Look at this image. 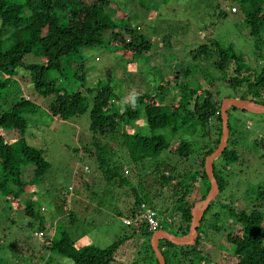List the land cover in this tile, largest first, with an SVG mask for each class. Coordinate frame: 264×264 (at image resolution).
<instances>
[{"label":"rangeland","instance_id":"374dc122","mask_svg":"<svg viewBox=\"0 0 264 264\" xmlns=\"http://www.w3.org/2000/svg\"><path fill=\"white\" fill-rule=\"evenodd\" d=\"M93 1L80 0L86 4ZM110 1L124 20L119 21L120 16L112 7H108L106 13L118 25L129 24L138 30L144 40L152 41L154 57L150 59L144 54L133 56L121 47H115L113 37L109 44L107 35H104L100 47L81 49L80 54L61 60L60 72L48 73L47 79L55 81L56 86L74 92L81 88L107 85L120 102L130 94L144 91L154 94L162 81L179 75L180 81H186L199 91L208 90L223 101L237 96V93L228 88L223 80L231 76L232 71H220L215 67L214 43L223 49L233 46L248 69L250 78L264 69V34L258 38L250 36L242 12L231 0ZM221 11L225 14L223 18L219 16ZM124 37L131 40L129 35ZM203 46L210 49V55L202 53ZM24 63L41 61L29 55L24 58ZM80 66L82 69H79ZM164 92L168 95L166 88ZM92 96H87L90 106ZM21 99L36 106L32 112L23 114L27 122L25 131L21 134L16 130H0V134L10 142L24 139L28 145L42 150L49 163L43 180L29 183L26 192L19 198L22 204L28 199L34 203V210L40 213L43 220L44 230L41 232L38 221L27 217L16 203L11 204L0 194V264H33V260L37 261L34 264H46L47 259L50 260L48 264H73L44 247L47 246L44 236L58 239L61 232H68L75 239L76 247L105 249L116 240H123L112 264H156L149 249L146 252L148 240L122 223L125 216L120 214L127 213L133 199L130 188L118 186L117 181L107 183L97 170L93 153H96V145L100 146L106 159L118 162L123 173L128 171L124 176L132 182V186L144 184L145 192L153 198L158 218L164 220L163 228L172 235L175 234L174 228L181 224L176 210L177 197H172L169 187L161 188L155 183L161 174L167 176V173L161 169L155 171L154 167L159 163H170L179 171L190 172L192 177L194 170L187 169L191 162L178 164L175 156L162 154L155 160L134 165V169L128 158L123 133L150 136L152 132L143 118L127 121L114 133L94 136L89 131L88 112L68 121L52 117L47 111L51 97H43L35 90L30 72L23 68L9 78V85L0 92V115ZM176 103L177 97L172 100L168 95L162 107L171 113ZM114 105V109L122 110L121 103L115 101ZM228 115L231 129L228 150H234L237 158L224 161L219 157L213 162L226 185L205 216L200 231H203V226L205 228L198 246L200 255L211 264L227 263L232 254V246L225 238L227 234L236 233L239 226L229 217L228 209L249 212L257 208L264 211V114L229 110ZM192 126L182 128L171 143H177L182 137L202 145L217 138L214 118L205 129L194 128V134L191 133ZM155 133L171 137L169 129ZM21 179L31 182L33 168H25ZM202 190V183L196 181L187 201L192 203L199 199ZM68 211L75 215L74 225L68 224ZM31 221L35 223L33 228L27 227ZM40 232L43 236H36ZM166 258L167 264H181L180 258L174 259L169 255Z\"/></svg>","mask_w":264,"mask_h":264},{"label":"trees","instance_id":"16d2710c","mask_svg":"<svg viewBox=\"0 0 264 264\" xmlns=\"http://www.w3.org/2000/svg\"><path fill=\"white\" fill-rule=\"evenodd\" d=\"M231 2L237 4L242 12L250 36L258 38L264 34V0H231ZM108 7L116 9L120 22L124 20V16L111 4L110 0H94L89 4L81 3L80 0H0V92L9 85V78L16 75L19 68H23L30 72L35 90L43 97H51L47 103V111L52 117L68 121L88 112L89 131L94 136L114 133L127 121L143 118L147 128L152 132L150 136L123 133L131 166L135 169L136 164L155 160L162 154H167L175 156L178 164L190 161L191 165L187 169L194 170L190 177V172L179 171L170 163L163 162L154 167L155 171L161 169L162 172L167 173V176L161 174L155 183H158L161 188L169 187L172 197H177L176 210L179 212L181 224L177 229L174 228V235L185 237L189 233L192 208L205 198L210 189L204 170V161L219 144L222 101L211 95L208 90L199 91L197 88H192L186 81H180L179 75L162 81L154 94L148 91L130 94L123 97L120 102L114 96L111 87L107 85L68 92L56 86L55 81L47 79L49 72L61 71L63 58L70 59L80 54L81 49L100 47L103 44L104 35H107L109 44H111L110 38L113 37L116 40L115 47H121L123 51L133 56L144 54L150 59L154 57V43L144 40L138 30L129 24L120 26L115 23L112 16L106 13ZM219 16L223 18L225 14L221 11ZM126 35H129L131 40H127L124 37ZM213 46H215L213 53L217 57L215 67L220 71L226 69L232 71V75L224 77L223 80L228 88L237 93V96L227 98L237 97L264 105L262 97L264 96V69L257 76L250 78L248 69L242 64V59L235 53L233 46L229 45L225 49L220 48L217 43ZM201 51L205 55L211 54L206 46L201 47ZM29 55L38 58L41 63H24V58ZM80 59L83 60V57ZM79 69H82V66ZM164 88L172 100L177 97V103L171 108V113H167L162 107V102L168 97ZM88 95H93L91 106L87 100ZM115 101L122 104V110L114 109ZM35 107L32 102L25 99L15 102L10 109L1 113L0 130H16L22 134L27 127L23 114L32 112ZM230 110L238 111L233 108ZM212 118L217 130V138L213 142L199 144V146L181 137L177 143H171L182 128L184 130L193 124L195 127L192 126L191 133L194 134V128L205 129ZM228 128L230 134L229 115ZM165 129L170 130L171 137L155 133ZM229 141L230 138L225 151L220 156L224 161L237 158L234 150H228ZM96 149V153H93L94 162L105 181L107 183L117 181L118 186L128 187L131 190L133 199L130 208L125 215L120 214V216L135 217L141 204H146L157 211L153 207V198L145 192L144 184L132 186V182L124 176L121 165L114 160L111 161V158L106 159L100 146L96 145ZM27 167L33 168V179L28 183L21 179V174ZM0 169V194L7 201L12 202L11 204L16 203L27 217L38 221L37 226L42 232L43 220L40 213L34 210V203L28 199L25 204H22L19 198L26 192L29 183H40L48 171L49 163L43 151L28 145L24 139L10 142L0 134ZM213 172L218 184L217 196H219L226 184L220 172L216 171L214 164ZM196 181L202 183L203 190L200 198L190 203L187 198L191 195ZM214 203L215 201L211 202L206 208L197 231V239L192 247H177L166 241L158 244L166 264L168 255L174 259L180 258L181 264H211L200 255L198 246L205 228L203 226L201 232V226ZM221 207L225 208L224 205ZM227 212L239 229L234 234H227L225 238L226 242L232 246L230 259L227 263L216 264H264V211L253 208L249 212H235L229 208ZM66 214L68 224L74 225L75 217L73 216L75 215L71 211ZM34 224L31 221L27 223V227L33 228ZM214 229L219 230L215 227ZM132 230L148 240L146 252L149 249L151 256L155 258L150 246L152 233L139 228ZM44 237L47 245L44 247L73 264H112L116 251L123 241L116 240L109 247L100 249L95 246L76 247L75 239L70 237L68 232H61L58 239ZM49 261L47 259L46 264ZM155 261L158 264L156 258Z\"/></svg>","mask_w":264,"mask_h":264},{"label":"water","instance_id":"95a60500","mask_svg":"<svg viewBox=\"0 0 264 264\" xmlns=\"http://www.w3.org/2000/svg\"><path fill=\"white\" fill-rule=\"evenodd\" d=\"M236 109L244 113L264 114V105L255 104L248 100H241L236 98H226L220 105L221 117V137L217 148L205 158L204 170L210 184V189L205 198L197 202L191 210V224L189 233L185 237H177L164 230H158L151 235L150 246L155 255L158 264H166L165 260L158 248L160 241H166L177 247H192L197 239V231L202 220V216L211 202L215 200L218 195V184L214 177L213 162L218 159L225 151L228 138V112L230 109Z\"/></svg>","mask_w":264,"mask_h":264},{"label":"built area","instance_id":"2783aa9c","mask_svg":"<svg viewBox=\"0 0 264 264\" xmlns=\"http://www.w3.org/2000/svg\"><path fill=\"white\" fill-rule=\"evenodd\" d=\"M84 169L88 170L87 168ZM124 173L127 174L128 171L125 170ZM163 221L164 220L158 218L156 211H154L146 204H141L135 217L125 218L123 219L122 223L126 227H131L134 229H145L148 233L153 234L158 230H163ZM36 236L41 237L43 236V234L40 232Z\"/></svg>","mask_w":264,"mask_h":264},{"label":"crops","instance_id":"0c3cea01","mask_svg":"<svg viewBox=\"0 0 264 264\" xmlns=\"http://www.w3.org/2000/svg\"><path fill=\"white\" fill-rule=\"evenodd\" d=\"M163 230L165 231V229H163ZM160 242H161V241H160ZM160 242H159V243H160ZM35 262H37V261H36V260H33L31 263H33V264H34Z\"/></svg>","mask_w":264,"mask_h":264}]
</instances>
